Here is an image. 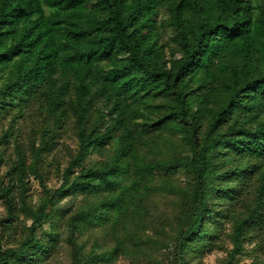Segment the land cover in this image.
I'll use <instances>...</instances> for the list:
<instances>
[{
	"label": "trees",
	"instance_id": "obj_1",
	"mask_svg": "<svg viewBox=\"0 0 264 264\" xmlns=\"http://www.w3.org/2000/svg\"><path fill=\"white\" fill-rule=\"evenodd\" d=\"M219 252L264 264V0H0V264Z\"/></svg>",
	"mask_w": 264,
	"mask_h": 264
},
{
	"label": "rangeland",
	"instance_id": "obj_2",
	"mask_svg": "<svg viewBox=\"0 0 264 264\" xmlns=\"http://www.w3.org/2000/svg\"><path fill=\"white\" fill-rule=\"evenodd\" d=\"M221 255H222V253L219 252V253H215V254H212V255L208 256L206 258L204 264H216V258L219 257V256H221Z\"/></svg>",
	"mask_w": 264,
	"mask_h": 264
}]
</instances>
